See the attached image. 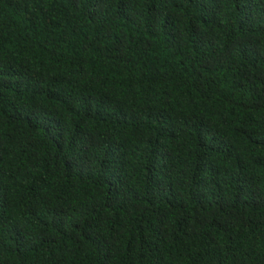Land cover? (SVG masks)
Listing matches in <instances>:
<instances>
[{"label": "trees", "instance_id": "1", "mask_svg": "<svg viewBox=\"0 0 264 264\" xmlns=\"http://www.w3.org/2000/svg\"><path fill=\"white\" fill-rule=\"evenodd\" d=\"M0 264H264V0H0Z\"/></svg>", "mask_w": 264, "mask_h": 264}]
</instances>
